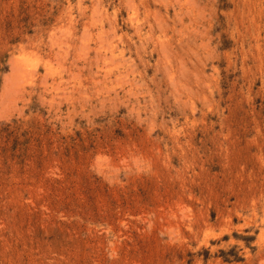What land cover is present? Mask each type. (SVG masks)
I'll use <instances>...</instances> for the list:
<instances>
[{
  "label": "rangeland",
  "instance_id": "rangeland-1",
  "mask_svg": "<svg viewBox=\"0 0 264 264\" xmlns=\"http://www.w3.org/2000/svg\"><path fill=\"white\" fill-rule=\"evenodd\" d=\"M0 264H264V0H0Z\"/></svg>",
  "mask_w": 264,
  "mask_h": 264
},
{
  "label": "bare ground",
  "instance_id": "bare-ground-1",
  "mask_svg": "<svg viewBox=\"0 0 264 264\" xmlns=\"http://www.w3.org/2000/svg\"><path fill=\"white\" fill-rule=\"evenodd\" d=\"M23 64V63H22Z\"/></svg>",
  "mask_w": 264,
  "mask_h": 264
}]
</instances>
